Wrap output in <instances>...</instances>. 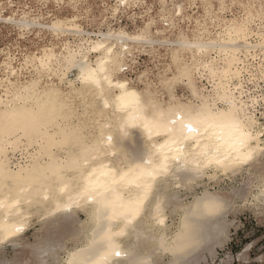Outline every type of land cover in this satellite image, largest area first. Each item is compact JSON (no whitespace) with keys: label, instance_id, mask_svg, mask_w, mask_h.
<instances>
[{"label":"bare ground","instance_id":"bare-ground-1","mask_svg":"<svg viewBox=\"0 0 264 264\" xmlns=\"http://www.w3.org/2000/svg\"><path fill=\"white\" fill-rule=\"evenodd\" d=\"M102 1L106 30L71 42L66 35L84 32L90 0H0V21L12 29L0 44V105L13 116L47 112L65 143L81 133L82 118L89 137L54 184L0 188V248L20 245L26 264H54L58 250L65 256L56 264H200L227 240L225 215L237 196L205 190L187 203L183 189L209 173L235 178L254 168L249 195L264 212V0H200L192 17L186 0L157 12L153 0L149 10L127 15L140 23L133 31L108 25V12L119 17L147 0ZM237 5L246 17H227ZM142 54L155 70L140 68ZM38 88L64 99L43 98ZM229 106L244 120L225 118ZM9 147L20 166L39 151L22 135ZM171 215L179 218L174 230ZM35 222L45 223L46 243L43 233L28 245ZM181 228L196 243L173 251L165 242Z\"/></svg>","mask_w":264,"mask_h":264},{"label":"rangeland","instance_id":"rangeland-1","mask_svg":"<svg viewBox=\"0 0 264 264\" xmlns=\"http://www.w3.org/2000/svg\"><path fill=\"white\" fill-rule=\"evenodd\" d=\"M5 1V0H2ZM113 3L116 0H109ZM177 0H147L146 3L142 4L140 7L134 6L131 10L128 11L126 14H122L119 17L113 16L111 11L108 12L109 17V24L113 25L117 28L125 27L130 31H133L134 28L139 25L140 23H135L132 19L128 18L127 15L134 12H139L142 10H149V8L153 5L154 10L157 12L158 10L162 9L163 5L166 3H171ZM89 11L92 12L91 16H86L84 18V22L81 24V29L84 31L82 35L74 36L72 34L66 35V39L71 42H77L83 38H95L99 35V33L104 32L106 30V24L103 25V20L101 17L103 16L102 7H107L106 2L102 0H90V3H84ZM200 4V0H186L185 2V12L188 14V17L194 15L195 11H198V7ZM54 11L69 14L70 10L68 9H59V7H55ZM3 14L7 12V9L1 11ZM227 17L233 16H240L242 18L246 17L244 10L240 5L235 6L233 10H227L225 12ZM112 16V17H111ZM192 17V16H191ZM177 22L180 26L188 25L189 20L186 22L181 21L182 18L176 17ZM141 22V21H140ZM259 27L264 25V21H258ZM261 24V25H260ZM258 27V26H255ZM12 29L9 28L8 25H5L2 21H0V44L8 40L10 38ZM90 32V33H89ZM88 33V35H87ZM91 34V35H89ZM29 44V41H27ZM140 68L146 69L148 66L155 70V65L151 61V59L146 55L139 56ZM130 76V75H129ZM130 77H134L131 75ZM261 88H264V82L262 80L259 81ZM258 82V83H259ZM253 86V85H250ZM178 91H181V88H177ZM264 92V90H263ZM136 134V133H135ZM137 135V134H136ZM140 136L139 134L137 135ZM134 135V138L137 142H141V148L143 143V138L140 136L139 138ZM141 138V139H140ZM139 139V140H137ZM133 146V145H132ZM144 147V146H143ZM142 147V148H143ZM246 172V173H245ZM243 175L238 177L231 178L229 174L227 175H220V178L215 179L214 177L211 178L210 173L203 177L201 182L197 183L196 185L192 186L191 189L182 191V196L187 195V203L192 202L194 194H201L205 190H209L211 192L216 191H226L228 194L236 195L234 197V204L230 205L229 210L231 209L230 213L225 215V221L230 224L228 230V238L224 241L222 246H217L214 248L213 253H208L205 255L206 260L200 262V264H264V212L261 211L252 204V197L249 195V174H253L254 168H250L248 171H245ZM213 179V180H212ZM212 182V183H211ZM257 183V182H256ZM220 185V186H219ZM254 188V186H253ZM255 190V189H252ZM240 193H243L239 196ZM256 207V208H255ZM255 209V210H254ZM81 219L85 218V215L79 214ZM178 216L171 215L168 218V225H172L171 228L174 230L176 229L179 222ZM170 221V222H169ZM58 220L55 222V229H59L58 227ZM177 223V224H176ZM45 224V223H44ZM40 225L39 223L35 222L30 226L29 231L27 232L26 236V244H32L35 242V238L37 236L39 238L43 237V241L45 242L47 234L45 226ZM46 235V236H45ZM38 239V238H37ZM46 243V242H45ZM70 248V246H69ZM20 255V245L12 247L9 244L4 245V247L0 248V264H3L4 261L7 262H19L20 257L22 264H26V261L29 258V253L27 251H23ZM56 255V256H55ZM54 257H52L49 263L56 264L60 257L64 258L65 252L63 250H58L55 253ZM169 257V256H168ZM167 257V258H168ZM3 258V259H2ZM5 258V259H4ZM57 259V260H55ZM48 262V261H47ZM46 262V263H47Z\"/></svg>","mask_w":264,"mask_h":264},{"label":"clouds","instance_id":"clouds-1","mask_svg":"<svg viewBox=\"0 0 264 264\" xmlns=\"http://www.w3.org/2000/svg\"><path fill=\"white\" fill-rule=\"evenodd\" d=\"M37 91L43 98H47L50 93H53L58 94L59 100L64 99V94L54 88H38ZM10 113L9 107L0 105V188L30 186L34 190H39L50 186L56 182L57 170H66L71 167L74 162L80 159L88 146L87 121L82 118L79 121L81 133L75 138L68 139L65 143L62 142L63 137L49 123L47 112L36 113L33 110V113L29 114L18 111L14 116ZM225 118L235 121L244 120L241 112L231 106H229ZM21 135L29 142L39 146V151L27 157L22 166L14 165L9 156L10 144ZM92 219L95 224V212ZM195 243V239L188 235L183 228L165 242L167 247L177 252L184 251L194 246ZM68 264H76V261L70 259Z\"/></svg>","mask_w":264,"mask_h":264},{"label":"snow or ice","instance_id":"snow-or-ice-1","mask_svg":"<svg viewBox=\"0 0 264 264\" xmlns=\"http://www.w3.org/2000/svg\"><path fill=\"white\" fill-rule=\"evenodd\" d=\"M82 78L85 79V80L89 79V77H82Z\"/></svg>","mask_w":264,"mask_h":264}]
</instances>
